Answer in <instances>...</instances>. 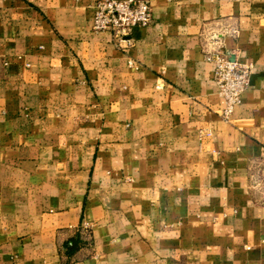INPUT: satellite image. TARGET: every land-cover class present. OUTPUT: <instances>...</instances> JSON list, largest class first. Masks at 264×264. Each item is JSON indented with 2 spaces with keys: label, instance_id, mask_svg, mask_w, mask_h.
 Returning a JSON list of instances; mask_svg holds the SVG:
<instances>
[{
  "label": "crops",
  "instance_id": "1",
  "mask_svg": "<svg viewBox=\"0 0 264 264\" xmlns=\"http://www.w3.org/2000/svg\"><path fill=\"white\" fill-rule=\"evenodd\" d=\"M95 1L0 0V264H264V0L122 39ZM215 49L254 66L229 120Z\"/></svg>",
  "mask_w": 264,
  "mask_h": 264
},
{
  "label": "built area",
  "instance_id": "2",
  "mask_svg": "<svg viewBox=\"0 0 264 264\" xmlns=\"http://www.w3.org/2000/svg\"><path fill=\"white\" fill-rule=\"evenodd\" d=\"M152 19L148 0H96L93 4V30L111 31L117 39L124 38L137 27L148 26ZM206 60L214 64V82L224 100L220 116L229 120L242 103L254 66L231 57L223 49L208 52Z\"/></svg>",
  "mask_w": 264,
  "mask_h": 264
},
{
  "label": "trees",
  "instance_id": "3",
  "mask_svg": "<svg viewBox=\"0 0 264 264\" xmlns=\"http://www.w3.org/2000/svg\"><path fill=\"white\" fill-rule=\"evenodd\" d=\"M79 244V239L77 238H74V239H71L70 242L67 243V246L68 248L70 249H75Z\"/></svg>",
  "mask_w": 264,
  "mask_h": 264
},
{
  "label": "rangeland",
  "instance_id": "4",
  "mask_svg": "<svg viewBox=\"0 0 264 264\" xmlns=\"http://www.w3.org/2000/svg\"><path fill=\"white\" fill-rule=\"evenodd\" d=\"M92 7H93V5H92Z\"/></svg>",
  "mask_w": 264,
  "mask_h": 264
}]
</instances>
